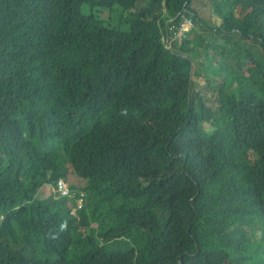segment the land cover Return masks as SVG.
Segmentation results:
<instances>
[{"label": "trees", "instance_id": "1", "mask_svg": "<svg viewBox=\"0 0 264 264\" xmlns=\"http://www.w3.org/2000/svg\"><path fill=\"white\" fill-rule=\"evenodd\" d=\"M27 1L0 0V264H264V0Z\"/></svg>", "mask_w": 264, "mask_h": 264}, {"label": "built area", "instance_id": "2", "mask_svg": "<svg viewBox=\"0 0 264 264\" xmlns=\"http://www.w3.org/2000/svg\"><path fill=\"white\" fill-rule=\"evenodd\" d=\"M194 26H195V23H194L193 17L190 16L185 10H183L180 13H178V19L174 24H172V26L170 27V31L172 32V34L174 32L173 37L178 38V37L184 36ZM56 190H57L59 197H71L67 184L62 180L57 182ZM85 199L86 197L83 194L81 198L77 199L76 209H80L83 206Z\"/></svg>", "mask_w": 264, "mask_h": 264}, {"label": "bare ground", "instance_id": "3", "mask_svg": "<svg viewBox=\"0 0 264 264\" xmlns=\"http://www.w3.org/2000/svg\"><path fill=\"white\" fill-rule=\"evenodd\" d=\"M3 1H4V0H3ZM10 1H11V0H10ZM15 1H16V0H15ZM18 1H19V0H18ZM28 1H29V0H28ZM28 1H27V2H28ZM6 3H7V1H6ZM13 3H14V2H13ZM17 3H18V2H17ZM19 3H20V2H19ZM21 3H22V2H21ZM21 3H20V5H21ZM25 3H26V1H25ZM144 3H145V2H144ZM10 4H11V2H10ZM10 4H9V5H10ZM30 4H31V3H30ZM146 4H147V3H146ZM163 4H164V3H163ZM15 5H16V4H15ZM20 5H19V6H20ZM32 5H33V4H32ZM162 6H163V5H162ZM0 7H1V6H0ZM16 7H17V6H16ZM27 8H28V7H27ZM9 9H10V8H9ZM9 9H7V11H8ZM18 9H19V8H18ZM25 9H26V8H25ZM24 11H25V10H24ZM182 11H183V10H182ZM12 12H14V11H12ZM5 13H6V12H5ZM9 13H10V12H9ZM39 13H40V12H39ZM45 13H46V12H45ZM6 14H7V13H6ZM43 14H44V13H43ZM43 14H42V15H43ZM78 14H79V13H78ZM6 16H7V15H6ZM6 16H5V17H6ZM263 16H264V15H263ZM5 17H4V18H5ZM39 18H40V17H39ZM6 19H7V18H6ZM9 19H10V18H9ZM79 26H80V25H79ZM81 33H82V32H81ZM81 33L79 32V34H81ZM69 34H70V33H69ZM35 37H36V36H35ZM37 39H38V38H37ZM16 44H17V42H16ZM7 46H8V45H7ZM9 46H10V45H9ZM14 46H15V44H14ZM4 50H5V49H4ZM9 50H10V49H9ZM0 51L2 52V49H1ZM11 51H12V50H11ZM12 52H13V51H12ZM177 53H179V52H177ZM1 54H2V53H1ZM6 54H7V52H6ZM8 54H9V53H8ZM2 55H3V54H2ZM177 55H178V54H177ZM7 56H8V55H7ZM63 65H64V64H63ZM79 66H80V65H79ZM147 67H148V66H147ZM75 70H76V69H75ZM77 71H78V70H77ZM80 72L83 73L84 71H80ZM78 73H79V72H78ZM78 73H77V74H78ZM75 74H76V72H75ZM124 74H126V72H125ZM80 76H81V75H80ZM80 76H79V77H80ZM77 77H78V76H77ZM91 77H92V76H91ZM84 78L86 79V77H84ZM81 79H82V77H81ZM69 80H70V79H69ZM78 80H79V79H78ZM86 80H87V79H86ZM111 80H113V79H111ZM114 80H115V79H114ZM114 80H113V82H114ZM92 81H93V80H92ZM108 81H109V82H108ZM108 81H107V82H108L107 84L110 83V79H109ZM85 82H86V81H85ZM113 82H112V83H113ZM74 83H75V82H74ZM103 83H104V82H103ZM103 83H102V84H103ZM87 84H88V83H87ZM90 84H91V83H90ZM50 85H51V84H50ZM54 85H55V84H54ZM76 85H78L79 87H81L79 83H78V84L76 83ZM103 85H104V84H103ZM105 85H106V83H105ZM105 85H104V86H105ZM116 85H117V84H116ZM83 86H84V85H83ZM88 86H89V85H88ZM101 86H102V85H101ZM113 86L115 87V85H113ZM123 86H124V85H123ZM55 87H56V86H55ZM58 87H59V86H58ZM95 87H96V85H95ZM124 87H125V86H124ZM142 87H143V86H142ZM82 88H83V87H82ZM88 88H89V87H88ZM91 88H93V86H92ZM125 88H127V87H125ZM58 89H59V88H58ZM72 89H73V87H72ZM83 89H84V92L87 93L86 90H85L86 88L84 87ZM94 89H95V88H94ZM50 90H51V89H50ZM53 90H57V89H53ZM66 90H67V88H66ZM73 90H74V89H73ZM90 90H93V89H90ZM95 90H96V89H95ZM98 90H99V89H98ZM124 90H125V89H124ZM51 91H52V90H51ZM81 91H82V89H81ZM121 91H122V90H121ZM127 91H128V90H127ZM54 92H55V91H54ZM92 92H93V91H92ZM92 92H91V93H92ZM96 92H98V91H96ZM99 92H100V91H99ZM134 92H136V87H135ZM134 92H133V93H134ZM50 93H51V92H50ZM88 93H89V91H88ZM133 93H132V95H134ZM129 96H130V95H129ZM44 99H45V98H44ZM120 102H123V101H120ZM41 111H42V110H41ZM31 112H32V111H31ZM34 113H35V112H34ZM43 113H44V112H43ZM58 113H59V112H58ZM33 115H34V114H33ZM37 116H38V115H37ZM31 117H32V116H31ZM53 117H54V116H53ZM53 117H52V118H53ZM54 118H55V117H54ZM50 119H51V117H50ZM49 121H50V120H49ZM49 123H50V122H49ZM51 125H52V124H51ZM49 126H50V125H49ZM53 128H54V127H53ZM51 129H52V128H51ZM51 129H49V130H51ZM14 130H15V129H14ZM23 130H24V129H23ZM21 131H22V129H21ZM51 131H52V130H51ZM44 133H45V132H44ZM19 134H20V133H19ZM41 134H42V133H41ZM52 134H53V132H52ZM12 135H13V134H12ZM12 135H11V136H12ZM48 135H49V134H48ZM44 136H47V135H44ZM47 137H48V136H47ZM124 137H125V136H124ZM18 138H19V137H18ZM33 138H35V137H33ZM120 138H122V136H121ZM14 139H15V138H14ZM19 140H20V139H19ZM19 140H18V142H19ZM10 141H11V140H9V142H10ZM40 141H41V140H40ZM15 142H17V141H15ZM18 142H17V144H18ZM20 142H21V141H20ZM36 142H37V141H36ZM38 143H39V142H38ZM38 143H37V144H38ZM50 143L52 144V142H50ZM8 145H10V144H8ZM22 145H23V144H22ZM34 146H35V145H33V147H34ZM38 146H39V145H38ZM52 146H53V144H52ZM0 147H1V146H0ZM36 148H38V147H35V149H36ZM1 149H2V148H1ZM1 149H0V150H1ZM24 149H25V148H24ZM54 149H55V148H54ZM2 150H3V149H2ZM32 150H33V149H32ZM4 151H6V150H4ZM0 154H1V153H0ZM1 155H2V154H1ZM16 155H17V153H16ZM4 158H5V157H4ZM74 158H75V157H74ZM5 159H6V158H5ZM74 161H75V160H74ZM10 162H11V161H10ZM35 162H36V161H35ZM1 163H3V162L1 161ZM12 163H13V162H12ZM99 163H100V160H99ZM30 164H31V163H30ZM97 164H98V163H97ZM28 165H29V164H28ZM28 167H29V166H28ZM5 168H6V167H5ZM10 168H11V166H10ZM10 168H9V170H10ZM60 169H61V168H60ZM5 170H6V169H5ZM9 170H8V171H9ZM63 170H64V169H63ZM6 171H7V170H6ZM33 171H34V170H33ZM81 172H82V171H80V173H81ZM87 172H88V171H87ZM32 173H33V172H32ZM15 174H16V173H15ZM55 174H56V173H55ZM78 174H79V172H78ZM24 175H26V174H24ZM61 175H62V173H61ZM61 175H60V176H61ZM76 175H77V173H76ZM26 176H27V175H26ZM31 176H32V174H31ZM79 176H80V175H79ZM13 177H14V176H12V179H14ZM80 177H81V176H80ZM28 178H29V177H28ZM58 178H60V177H58ZM64 178H65V177H64ZM76 179H77V178H76ZM76 179H75V181H76ZM78 179H79V178H78ZM79 180H80V179H79ZM79 180H78V181H79ZM81 180H82V179H81ZM12 181H13V180H12ZM12 181H11V182H12ZM66 181H68V179H67ZM69 181H71V180H69ZM73 181H74V180H73ZM82 181H83V180H82ZM8 182H9V181H8ZM6 183H7V182H6ZM45 183H46V182H45ZM52 183H53V181H52ZM73 183H76V182H73ZM22 184H23V183H22ZM27 184H28V183H27ZM15 185H16V184H15ZM76 185H77V183H76ZM8 186H9V185H8ZM13 186H14V185H13ZM54 186H55V185H54ZM78 186H79V184H78ZM88 186H89V185H88ZM6 187H7V186H6ZM32 187H33V186H32ZM32 187H31V188H32ZM81 187H82V186H81ZM83 187H84V185H83ZM91 187H92V186H91ZM68 188H69V187H68ZM87 188H89V187H87ZM19 189H21V188H19ZM50 189H51V188H50ZM17 190H18V189H17ZM10 191H11V190H10ZM18 191H19V190H18ZM51 191H52V190H51ZM6 192H7V189H6ZM41 193H42V192H41ZM5 194H6V193H5ZM70 194H71V193H70ZM126 194H127V193H126ZM7 195H8V193H7ZM9 195H10V194H9ZM18 195H19V194H18ZM80 195H82V193H80ZM56 196H57V195H56ZM72 196H73V194H71V197H72ZM5 197H6V196H5ZM21 198H22V197H21ZM54 198H55V197H54ZM62 198H63V197H62ZM62 198H61V199H62ZM76 198H77V197H76ZM79 198H81V196H78V199H79ZM7 199H8V198H7ZM66 199H67V198H66ZM5 200H6V199H5ZM38 200H39V199H38ZM73 201H74V200H73ZM20 202H21V201H20ZM17 203H18V202H17ZM21 204H22V203H21ZM28 204H29V203H28ZM4 206H5V205H4ZM22 206H23V205H22ZM8 207H10V205H9ZM3 208H4V207H3ZM10 208H11V207H10ZM24 208H25V207H24ZM34 208H35V206H34ZM134 208H136V207L134 206ZM102 209H103V207H102ZM33 210H34V209H33ZM11 211H12V210H11ZM9 212H10V211H9ZM20 212H21V211H20ZM14 214H15V213H14ZM17 214H18V213H17ZM9 216H10V215H9ZM18 216H19V215H18ZM10 217H11V216H10ZM16 218H17V217H16ZM8 219H9V218H8ZM18 219H19V218H17V220H18ZM15 220H16V219H15ZM6 221H7V220H6ZM6 221H5V222H6ZM8 221H10V220H8ZM8 221H7V223H8ZM94 221H95V220H94ZM5 222H4V223H5ZM11 222H12V221H11ZM13 222H15V221H13ZM32 222H33V224H35V223H34V220H33ZM40 222H42V221H40ZM8 224H9V223H8ZM12 224H13V223H12ZM21 224H22V223H21ZM170 224H171V223H170ZM6 225H7V224H6ZM26 225H27V224H26ZM40 225H41V223H40ZM42 225H43V224H42ZM7 226H9V225H7ZM11 226L13 227V225H10V227H8V228H11ZM35 226H36V224H35ZM20 227H21V226H20ZM28 227H29V226H28ZM253 227H254V226H253ZM259 227H260V226H259ZM6 228H7V227H6ZM23 229H24V228H23ZM25 230L27 231L28 229L26 228ZM30 230H31V228H30ZM35 230H36V229H35ZM7 231H8V230H7ZM31 232H32V231H31ZM29 233H30V232H29ZM6 234H7V233H6ZM8 234H9V233H8ZM12 234H13V233H12ZM11 236H14V235H11ZM16 237H17V236H16ZM16 237H15V238H16ZM18 237H19V235H18ZM18 237H17V238H18ZM46 238H47V237H46ZM99 240H100V239H99ZM103 241H104V240H103ZM15 242H16V241H15ZM105 242H106V241H105ZM110 243H111V242H110ZM17 244H18V243H17ZM17 244H16V245H17ZM29 245H30V244H29ZM101 245H102V244H101ZM115 245H116V243H115ZM158 245H159V243H158ZM84 246H86V247L88 246V247H89V245H86V244H85ZM105 246H106V245H105ZM109 246H110V245H109ZM103 247H104V246H103ZM107 247H108V245H107ZM3 248H4V247H3ZM105 248H106V247H105ZM108 248H109V247H108ZM108 248H107V249H108ZM110 248H111V247H110ZM110 248H109V249H110ZM4 249H5V248H4ZM4 249H3V250H4ZM83 249H86V248L84 247ZM110 250H111V249H110ZM4 251H7V250H4ZM77 251H78V250H77ZM39 252H41V250H40ZM43 252H44V251H43ZM3 253H4V252H3ZM18 254H19V253H18ZM3 255H4V254H3ZM18 256H20V255H18ZM22 257H23V256H22ZM16 258H17V257H16ZM116 258H117V257H116ZM18 259H19V258H17V260H18ZM20 259H21V258H20ZM24 259H25V258L23 257V260H24ZM23 260H22V261H23ZM103 260H104V259H103ZM0 261H1V260H0ZM25 261H26V260H25ZM16 262H18V261H16ZM23 262H24V261H23ZM32 262H33V261H32ZM2 263H3V262H2ZM14 263H15V262H14ZM41 263H42V262H41ZM44 263H45V262H44ZM45 264H46V263H45Z\"/></svg>", "mask_w": 264, "mask_h": 264}, {"label": "rangeland", "instance_id": "4", "mask_svg": "<svg viewBox=\"0 0 264 264\" xmlns=\"http://www.w3.org/2000/svg\"><path fill=\"white\" fill-rule=\"evenodd\" d=\"M81 13L82 14H86V13H88L89 12V10L86 8V7H83V8H81ZM91 11H93L94 13H98V12H100L99 13V15L100 16H102V17H104L105 16V13H106V11H107V8H94L93 10H91L90 9V12ZM211 11H208V10H204V12H203V14L205 15V16H207V17H209V15H211V13H210ZM212 20H213V22H215L216 20H218L215 16H212ZM259 51H262L263 52V50H259ZM264 53V52H263ZM199 58L201 59V58H203V54L202 53H199ZM218 65H221L220 63H218ZM200 88V87H199ZM68 186V185H67ZM47 188H49L50 189V187L48 186ZM43 189L45 192L47 191L48 192V189ZM52 192H53V194H55L56 193V189L54 188V187H52ZM251 237H252V239H253V241H256V240H258L259 239V235H258V232L255 230V231H252L251 232Z\"/></svg>", "mask_w": 264, "mask_h": 264}, {"label": "clouds", "instance_id": "5", "mask_svg": "<svg viewBox=\"0 0 264 264\" xmlns=\"http://www.w3.org/2000/svg\"><path fill=\"white\" fill-rule=\"evenodd\" d=\"M62 181H63V180H62ZM55 189H56V186H55ZM56 194H57V196H59L58 193H57V190H56Z\"/></svg>", "mask_w": 264, "mask_h": 264}]
</instances>
